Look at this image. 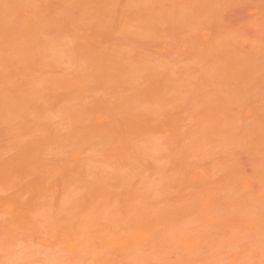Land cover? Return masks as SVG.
<instances>
[{
    "label": "bare ground",
    "instance_id": "6f19581e",
    "mask_svg": "<svg viewBox=\"0 0 264 264\" xmlns=\"http://www.w3.org/2000/svg\"><path fill=\"white\" fill-rule=\"evenodd\" d=\"M39 1L0 0V264H264L249 0Z\"/></svg>",
    "mask_w": 264,
    "mask_h": 264
},
{
    "label": "rangeland",
    "instance_id": "374dc122",
    "mask_svg": "<svg viewBox=\"0 0 264 264\" xmlns=\"http://www.w3.org/2000/svg\"><path fill=\"white\" fill-rule=\"evenodd\" d=\"M42 2H44L47 6L48 5H51V6H53L52 4L54 3V2H52V1H54V0H41ZM41 1H39V2H41ZM41 2V3H42ZM52 3V4H51ZM37 4H40V3H37ZM41 5V4H40ZM247 5H249V7H245V6H247ZM247 5H243L244 6V8H243V10H242V12H241V9L242 8H239L238 9V7H242L241 5L240 6H238V5H236L235 7H236V11H238V10H240V12H237V13H235L236 11L234 10V11H232L230 14H228V15H232V13L234 12L235 14H233V15H235V16H233L232 15V17L231 16H228V17H230V18H228L227 17V13H225L224 15H223V17H221V19L224 21V22H227L228 24H231V21H232V24H233V26H235L238 22L241 24L242 22L244 23L246 20L248 21V23L251 21V23H250V27H249V30H251L250 32H251V37L249 36V38H250V42H249V44L250 45H252V44H254V41H255V44L254 45H256V46H258V47H256V46H250V45H248V47H246V50H247V52H249V55H250V58L254 61L255 60V57L256 58H258V57H260V59H257V61L259 60H261V61H263L261 58L262 57H264V0H249V3L247 4ZM50 6V7H51ZM54 6H55V3H54ZM245 9V10H244ZM249 10V11H246V10ZM245 11V12H244ZM237 14V15H236ZM247 14V15H246ZM241 15V16H240ZM242 15H245V16H242ZM237 17V18H236ZM242 19H241V18ZM249 18V19H247V18ZM232 18H234V19H232ZM235 18H236V20L238 21V22H236V20H235ZM244 18L246 19V20H244ZM232 19V20H231ZM239 19H240V21H239ZM246 21V22H247ZM234 22V23H233ZM253 22V23H252ZM238 25V24H237ZM253 26V27H252ZM249 30L247 31V32H249ZM211 31V30H210ZM210 31H207L206 29L205 30H203L202 29V34L206 37V38H208L209 37V35H210ZM249 32V33H250ZM248 34V33H247ZM169 36V37H168ZM258 36V37H257ZM256 37H257V39H256ZM162 38V37H161ZM164 39H156V41L157 42H155V39H153L154 40V43H153V40H150L149 42H151L152 44H146V45H149V46H145V43L146 42H143V46L144 47H146L147 49H145V50H148V48L150 49V51H154L155 53H152L151 54V52L148 50V52L147 53H149L148 55H151L150 57H153L154 55L156 56V57H158L159 56V59L160 58H162L163 60L165 59V58H167L165 55H168L169 57L171 56L172 57V55H176L175 57H177L178 55H180V57L183 55V58L185 57V53H186V51H185V48L182 46L181 47V40H180V38L177 36V39L176 40H174V38H171V36L170 35H166V36H164L163 37ZM257 41H256V40ZM253 41V43L251 44V42ZM148 43V42H147ZM250 47V49L252 48V47H256V49H258V50H256V49H254L253 51H252V49H251V51H249L247 48H249ZM153 48V49H152ZM168 50H170V51H168ZM187 50V49H186ZM257 51V52H256ZM177 52V53H176ZM188 52V51H187ZM255 52V53H254ZM261 54H260V53ZM171 53H173V54H171ZM257 53V54H256ZM170 54V55H169ZM153 55V56H152ZM260 55V56H259ZM155 57V58H156ZM175 57H173V58H175ZM179 57V56H178ZM177 57V58H178ZM154 58V57H153ZM172 58V59H173ZM158 61H159V59L158 58H156ZM155 59V60H156ZM168 59H170V58H167V61H168ZM161 60V59H160ZM163 60H162V62H163ZM165 61H166V59H165ZM164 61V62H165ZM166 61V62H167ZM170 61V60H169ZM252 61V62H253ZM257 61H254L253 63L256 65V62ZM258 63V62H257ZM184 65H186L187 66V64H185V63H183ZM253 64V65H254ZM264 63H262V65H263ZM183 65V66H184ZM254 65V66H255ZM258 65H259V63H258ZM261 65V64H260ZM261 65V66H262ZM190 66V68H192V69H197L198 68V66L196 65V64H191V65H189ZM254 66H253V68H254ZM260 67V66H259ZM263 67V66H262ZM262 67H260V68H262ZM253 68H252V73H253ZM256 68V67H255ZM260 68L258 69V67H257V70L259 71L260 70ZM264 68V67H263ZM262 70V69H261ZM264 70H262L261 72H259V73H262ZM254 72L256 73L257 71H255L254 70ZM258 73V72H257ZM257 73H256V75H257ZM254 74V73H253ZM263 76V78H264V74L262 75ZM261 77V76H260ZM261 80H264V79H262L261 78ZM258 82H261L260 80L259 81H257L256 82V84L259 86V87H261V86H264V82H262V83H259L258 84ZM263 84V85H262ZM264 88V87H263ZM246 164V163H245ZM245 166H247V165H245ZM249 166H247V168L245 167V169H246V171H247V173L248 172H250V169L248 168ZM249 170V171H248Z\"/></svg>",
    "mask_w": 264,
    "mask_h": 264
}]
</instances>
